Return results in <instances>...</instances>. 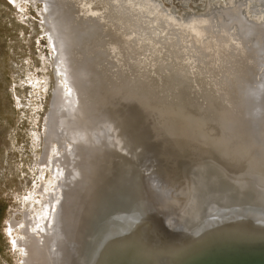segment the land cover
Here are the masks:
<instances>
[{
	"label": "bare ground",
	"instance_id": "1",
	"mask_svg": "<svg viewBox=\"0 0 264 264\" xmlns=\"http://www.w3.org/2000/svg\"><path fill=\"white\" fill-rule=\"evenodd\" d=\"M41 2L55 86L26 237L12 240L23 264L263 255L264 0L199 15L158 0ZM37 205L39 219L54 208L49 229L34 228Z\"/></svg>",
	"mask_w": 264,
	"mask_h": 264
},
{
	"label": "rangeland",
	"instance_id": "2",
	"mask_svg": "<svg viewBox=\"0 0 264 264\" xmlns=\"http://www.w3.org/2000/svg\"><path fill=\"white\" fill-rule=\"evenodd\" d=\"M158 1L178 15L185 11L199 15L215 4V0ZM42 2L0 0V264H23L22 249L15 247L12 240L26 237L22 230L26 229L23 218L29 207L23 202L27 201L28 188L39 182L40 170L38 172L34 164L42 152V126L53 99L55 73L52 56L46 43H38L42 28L39 14L43 11ZM218 2L224 5L225 0ZM33 142H37L36 148ZM61 151L63 148L59 147ZM43 175L44 189V184L49 185V171ZM52 190H43V193ZM35 198L38 199V195ZM39 207L37 205V210L32 213L36 221L34 228L47 221L49 229L54 208L44 209L48 215L39 219L38 215L43 213H37ZM14 218L17 223L10 230L8 222Z\"/></svg>",
	"mask_w": 264,
	"mask_h": 264
},
{
	"label": "water",
	"instance_id": "3",
	"mask_svg": "<svg viewBox=\"0 0 264 264\" xmlns=\"http://www.w3.org/2000/svg\"><path fill=\"white\" fill-rule=\"evenodd\" d=\"M222 258L223 260H215V264H264V254L250 256L247 254L234 253ZM233 258L236 260L228 261ZM208 263L212 264L213 262Z\"/></svg>",
	"mask_w": 264,
	"mask_h": 264
},
{
	"label": "snow or ice",
	"instance_id": "4",
	"mask_svg": "<svg viewBox=\"0 0 264 264\" xmlns=\"http://www.w3.org/2000/svg\"><path fill=\"white\" fill-rule=\"evenodd\" d=\"M70 91H71V90L69 89V92H70ZM21 227H22V226H21ZM9 231H10V230H9ZM12 243L15 244V241H13Z\"/></svg>",
	"mask_w": 264,
	"mask_h": 264
}]
</instances>
